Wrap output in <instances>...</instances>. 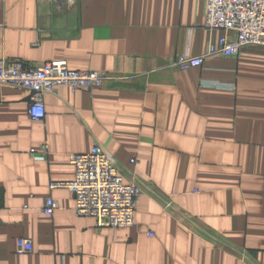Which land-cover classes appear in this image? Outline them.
Returning a JSON list of instances; mask_svg holds the SVG:
<instances>
[{
    "label": "crops",
    "instance_id": "0c3cea01",
    "mask_svg": "<svg viewBox=\"0 0 264 264\" xmlns=\"http://www.w3.org/2000/svg\"><path fill=\"white\" fill-rule=\"evenodd\" d=\"M205 4L0 0V60L106 76L91 91L56 87L39 122L28 92L0 84V264H264V46L179 70L178 56L236 38L209 33ZM95 145L145 192L131 228H97L50 189ZM21 238L31 253H16Z\"/></svg>",
    "mask_w": 264,
    "mask_h": 264
},
{
    "label": "built area",
    "instance_id": "2783aa9c",
    "mask_svg": "<svg viewBox=\"0 0 264 264\" xmlns=\"http://www.w3.org/2000/svg\"><path fill=\"white\" fill-rule=\"evenodd\" d=\"M49 2L58 12L75 5V0H47ZM205 28L209 33L217 29L233 32L236 38L229 41L223 36L217 46L210 41L203 56H178L175 66L179 70L201 67L208 56L235 57L245 46H264V0H206ZM105 79L104 74L96 72L72 71L64 61L32 67L19 60H0V84L29 93L28 116L34 122L44 119V96L53 93L56 87L66 86L72 92L79 89L91 91ZM42 150L45 152V148ZM69 160L75 169L74 179L65 184L52 183L50 189H65L74 196L75 216L94 219L97 228L133 227L137 201L145 195L142 187L136 182H125L111 155L98 145L93 146L88 154L71 155ZM135 163L131 160V164ZM56 208L57 202L47 198L43 213L50 216ZM167 208L169 204L165 206ZM32 250L30 240H17L18 255Z\"/></svg>",
    "mask_w": 264,
    "mask_h": 264
}]
</instances>
